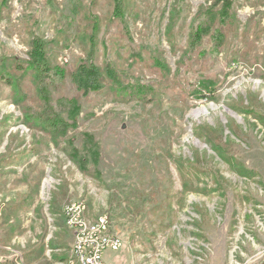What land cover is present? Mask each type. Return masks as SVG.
Listing matches in <instances>:
<instances>
[{"label":"rangeland","instance_id":"obj_1","mask_svg":"<svg viewBox=\"0 0 264 264\" xmlns=\"http://www.w3.org/2000/svg\"><path fill=\"white\" fill-rule=\"evenodd\" d=\"M127 1L120 19L114 0H0V71L30 99L36 83L12 64L45 37L68 69L85 54L77 32L90 12L102 22L95 63L121 74L81 98L58 144L27 126L0 80V264H77L73 200L121 237L107 264H264V0ZM51 74L67 118L77 90Z\"/></svg>","mask_w":264,"mask_h":264},{"label":"trees","instance_id":"obj_2","mask_svg":"<svg viewBox=\"0 0 264 264\" xmlns=\"http://www.w3.org/2000/svg\"><path fill=\"white\" fill-rule=\"evenodd\" d=\"M128 7L129 3L127 0H114L112 18L123 19L126 11L129 10ZM87 19L89 25L85 27L84 31L77 32V39L85 54L68 69L54 63L51 58L53 50L49 49V40L45 37H34L29 44L28 57L23 59V61L17 60L12 64L13 70L21 71L24 75H31L32 81L34 80V84L36 83L38 87V97L33 96L30 99L29 96L19 88V79L13 80L14 77L12 74L5 73L2 70L0 71V80L14 86L13 93L24 108L27 126L36 127L48 133L51 140L57 144L60 140L67 138V143H69L70 139L68 132L70 128L76 127V117L81 110L79 102L81 98L93 91L106 88L108 85L119 84L121 80V74L110 62H105L104 64L95 63L96 39L101 29L102 22L100 21V16L93 12H90ZM202 30L203 26L199 25L196 29L195 36L198 37L197 35L202 32ZM6 61L7 60L0 57V64H5ZM53 69H57V72L59 71L64 77L69 75L77 90V94L73 96L68 103H65L68 104L67 118H64L61 112L51 104L49 85L51 83V72ZM200 83H202V87L206 89V92L208 91L211 93L214 91L211 81H201ZM125 88L127 87L125 86ZM131 89L132 90L129 92L132 93L128 94H138L136 96L142 98L141 96L144 90H142L141 87L131 86ZM202 95L208 98L207 94ZM28 101L37 103V107L34 108L27 105ZM73 151L76 150L73 149Z\"/></svg>","mask_w":264,"mask_h":264},{"label":"built area","instance_id":"obj_3","mask_svg":"<svg viewBox=\"0 0 264 264\" xmlns=\"http://www.w3.org/2000/svg\"><path fill=\"white\" fill-rule=\"evenodd\" d=\"M86 210L85 203L77 200L64 207V212L69 213V229L74 235L72 250L79 253L81 264H107L103 258L105 251L119 250L123 246V241L110 231L106 218L96 222L95 231H88V227H83V212Z\"/></svg>","mask_w":264,"mask_h":264},{"label":"bare ground","instance_id":"obj_4","mask_svg":"<svg viewBox=\"0 0 264 264\" xmlns=\"http://www.w3.org/2000/svg\"><path fill=\"white\" fill-rule=\"evenodd\" d=\"M85 206H86V204H85ZM64 213L66 216V222L69 226V213H67V212H64ZM102 218H106V217H100L99 220H101ZM83 227H88V231H95L96 230V223H92V222L90 223L89 220H87V218L85 216V212H83ZM72 251L75 255V259H76L77 264H81V263H79V253H77L76 250H72ZM71 264H75V260H73L71 262Z\"/></svg>","mask_w":264,"mask_h":264}]
</instances>
